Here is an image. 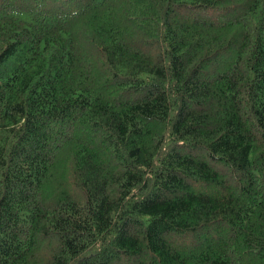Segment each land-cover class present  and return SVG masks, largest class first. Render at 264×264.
<instances>
[{"label":"trees","instance_id":"trees-1","mask_svg":"<svg viewBox=\"0 0 264 264\" xmlns=\"http://www.w3.org/2000/svg\"><path fill=\"white\" fill-rule=\"evenodd\" d=\"M0 264H264V0H0Z\"/></svg>","mask_w":264,"mask_h":264}]
</instances>
